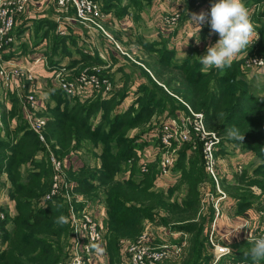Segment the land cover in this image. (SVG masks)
I'll list each match as a JSON object with an SVG mask.
<instances>
[{
    "label": "trees",
    "instance_id": "trees-1",
    "mask_svg": "<svg viewBox=\"0 0 264 264\" xmlns=\"http://www.w3.org/2000/svg\"><path fill=\"white\" fill-rule=\"evenodd\" d=\"M100 1H103L102 9L106 6L109 8L114 2ZM245 1V4L250 3ZM261 15L264 16V9ZM258 20L262 22L256 18ZM45 23V28L38 33L39 37L49 36L48 30L53 27V22L47 20ZM262 34L264 35L263 31ZM66 37L54 35L53 52L46 58L49 63L54 62L51 55L55 53V48L62 54L70 52L65 44ZM140 43L150 52H156L157 56L147 61L154 77L143 67L138 72L142 78L136 84L133 101L118 109L121 98L126 94L120 87L103 97H94L93 90L88 96H75L70 100L61 94L60 88L54 87L50 93L55 102L46 107L48 115L44 114L42 135L51 152L62 159L65 177L71 181L72 190L82 194L93 204H102L103 238L106 241L109 264H113L116 258L118 239H135L143 231L145 220L192 233L179 263L208 264L212 259V253H207L206 250L208 230L206 233L203 221L198 224L191 221L199 202L200 183L207 177L212 181L205 171L201 141L194 139L193 143L186 141L179 146L173 168L178 182L158 187L154 183L158 169L154 162L149 163L148 169L140 176H136L139 172L136 163L131 166V173L127 177L121 175L125 167L122 161L125 163L127 158L132 157L134 163L137 147L147 141L142 137L135 140L133 138V141L126 137V133L129 128L151 121L155 112H159L161 116L160 123L164 116L174 115L182 109L187 110L185 103L193 110L201 111L206 127L221 136L216 144V153L222 156L229 154L234 148L229 150L228 146L233 144L251 149L260 157L253 165L252 173H249L247 165L230 175H221L219 184L226 192L225 198L219 201L221 213L245 214L250 210L257 214L259 210H264V95L250 91L251 84L239 69V58L224 70L223 75H219L216 68L205 73L199 58L193 59L191 53L177 57L173 50L163 45L159 46L151 41ZM261 45L263 52H258L253 43L247 53L254 51L264 54V42ZM75 49L77 57L71 63L80 62L79 67L104 64L96 52H83L77 46ZM152 65L154 69L151 68ZM129 74L131 73L122 72L123 80ZM116 107L117 111L111 112ZM1 108L3 124H8L6 115L15 116L13 129H6L5 135H0V184L3 180L6 181L5 194L12 200L15 211L0 224V264H66L70 224L59 226L55 220L61 214L68 216L67 202L60 193L52 195L43 203L39 202L40 196L49 188L52 173L48 149L27 126L17 106L12 105L7 111L3 106ZM97 113L98 117L93 119ZM156 122L149 132L152 139V132L159 125ZM232 126L244 132L242 142L228 138L227 132ZM111 140L113 144L109 146ZM87 141L91 145L88 146ZM84 146L98 156V167L92 168L78 153L72 156ZM78 156L81 161L77 164ZM181 184L184 185L185 197L178 201L174 192L180 190ZM212 189L215 190L214 185ZM57 204L63 206L57 208ZM81 204L74 202L75 207H80ZM209 206L207 221L213 217V207L211 204ZM260 219L264 217L260 215ZM232 244V254L226 261L250 260L243 255L252 246L249 240H239Z\"/></svg>",
    "mask_w": 264,
    "mask_h": 264
},
{
    "label": "built area",
    "instance_id": "built-area-1",
    "mask_svg": "<svg viewBox=\"0 0 264 264\" xmlns=\"http://www.w3.org/2000/svg\"><path fill=\"white\" fill-rule=\"evenodd\" d=\"M27 0H0V93H4L10 87L18 82L27 84V91L21 102V110L26 118L27 125L31 128L43 141L48 149V160L52 170L50 184L48 190L40 196L39 202L43 203L56 193H60L67 202L68 217L74 218L75 225L70 224V232L68 235L69 255L66 264H91L94 249L91 248L93 243H102L104 227L101 222L103 212L100 213L101 203H91L82 194L72 190V183L65 177L63 170L62 159L55 156L48 145L44 141L42 135V125L44 117L35 113V84L33 81V67L40 64L48 67L45 55L38 53L30 59V62L22 64L18 62L21 57L13 54L15 43V27L20 22V15L25 9ZM56 7L62 10L72 8L71 18L78 21L87 27H93L104 31L101 19L104 11L97 0H53ZM201 12L209 13L211 3L208 0H196L195 3ZM253 5V3H252ZM249 8L248 5H246ZM180 15V9H176L164 20L169 25H174ZM207 23V22H205ZM18 29H16L17 31ZM60 32H62L60 30ZM118 47V45L115 43ZM120 48V47H118ZM120 50V49H119ZM121 52V51H120ZM244 57V58H243ZM242 65L246 69L264 68V54H248L243 55ZM18 60H17V59ZM16 60V61H15ZM52 67V75L56 87L60 88L66 94L82 91L85 88L102 89L107 92L110 89V83L107 76L100 72V66L92 65L88 70H82L76 73L73 77H63L60 68ZM187 110H180L174 115H168L161 119L158 127L152 132V142L150 155L146 162L143 161L141 167L138 168L142 173L148 169V164L151 160L157 161L158 181L156 185L166 187L175 179L174 164L178 156V148L183 142H194V139H199L202 143L201 151L204 160V167L207 175L213 181L215 190L207 188L204 192V200L209 202L213 207V217L208 226V241L211 245L212 259L209 264H217L220 259L225 256L221 255L222 247H232L230 244L222 241L221 236H216L215 222L222 214L219 206V201L225 198L226 193L220 187L219 178L221 177L223 167V156L216 153V144L221 136L212 129L206 127L204 116L201 111L193 110L187 103ZM155 156L153 159H151ZM132 157L126 159V169L122 174L127 177L131 173ZM241 164L236 167L240 169ZM212 189V190H211ZM74 202H81L80 207H75ZM1 206V205H0ZM99 212H98V211ZM100 213V214H99ZM262 213V212H261ZM259 214L253 217H248L242 222L234 224L233 228L240 224H247L248 227H243L235 234H239L247 240L264 236V219H260ZM4 215L0 209V224L4 219ZM179 234L180 232H176ZM185 240L180 242L164 241L158 244L152 242L148 230L143 231L135 238H119L117 242L118 249L123 256L126 264H159L161 261L178 257L185 245ZM224 264H251V260L247 259H230ZM222 263V264H223ZM264 264V261L261 262Z\"/></svg>",
    "mask_w": 264,
    "mask_h": 264
},
{
    "label": "crops",
    "instance_id": "crops-1",
    "mask_svg": "<svg viewBox=\"0 0 264 264\" xmlns=\"http://www.w3.org/2000/svg\"><path fill=\"white\" fill-rule=\"evenodd\" d=\"M113 1H112L113 3L109 5V8L106 6V8L103 9L104 15H103V18L101 19L102 27L109 36H110L109 33L112 32L114 37H116V39L122 42L123 39L121 38L122 37L121 34L128 32V33H132L135 35V33L138 32L136 31V28H137L136 24L143 21L144 23L142 22V25L146 26V28L147 26H154V35L153 37H147V38L146 37H143V38L136 37L135 39L136 42L134 41V43H137L141 48L143 47L141 46V43H140L141 41H151L157 45H163L166 48L173 50L174 53L180 57L185 56L184 53L185 54L191 53V55L192 53H197L200 56L206 54L207 46H209V41L208 42L205 41V39L202 37V36H205L206 34V33L204 34L203 32V35H202L201 33L204 25L203 26L201 25V30L199 32L200 34L199 42H197V39L195 37H190L188 39V37L195 32V29L197 27V25L192 21L190 15L192 13L199 14L200 10L198 11L194 8V11L193 10H191L190 12L187 11V9L185 8L186 4L184 0L182 1L181 0H176V1L174 0H117V1L113 0ZM102 2L99 0L100 5L102 4ZM177 7L178 8L182 7L181 12H183L184 8L186 10V12L184 10L185 13H183L179 18V20L180 19L182 20V23H179V20H178L174 25H169L168 23L165 22L164 17L165 15L174 12L177 9ZM117 11H118V14H116ZM128 12L131 14H128ZM144 12L149 15H145ZM72 13L73 12H72V9H70V7L67 10H62L56 7L53 3V0H27L25 4V9L20 15V22L22 23V21H25L23 23L25 27L27 25L28 26L33 25L35 28L44 29L46 26L45 21L49 20L53 22V27L49 28L48 30L49 36H52L53 33H57L59 35H66L67 37H66L65 42L67 41L71 42V40L73 41L70 43L71 47L69 46V50L72 51V53H74L72 46L74 48L77 46L83 52H87L90 54H93L94 52H96L104 61V64H92V65L105 66V65H109L110 64L109 62H115L114 60H116L117 57H115L114 53H112L111 51H108V48L105 46V42L99 41L98 48H96L95 46L92 47L93 45L92 38L89 36H93V34L99 35L98 30L93 27H87L86 25L73 20L71 18ZM103 23L106 29L104 28ZM22 28L24 27L22 26L21 28L19 27L20 31ZM60 30L62 32H60ZM25 32H26V35H24L25 38L22 37L21 35L19 39L16 38L17 41L14 43V46L20 43L21 45H19V47L24 46V44L26 43L25 50L24 48H22L19 51H15L13 49V54L21 57L20 62L22 61L21 62L22 64H25V62H30V59H32V57H34V55L38 53H42L43 55H45L44 52L36 50L37 47L32 45L31 39L29 36V31L26 30ZM84 33H85L84 36L86 38H84L83 36ZM212 34H211L210 40L213 39L211 44H214L219 39V37L217 36L216 38L215 37L213 38ZM45 37L46 36L39 37L38 42L35 45L37 46L38 44L41 45L43 40H45ZM85 40L87 41V43ZM191 47L196 48L197 50H194ZM190 48L192 49L191 51H190ZM115 50L117 49L115 48ZM179 50L181 52L183 51L184 53L182 55H179L178 53ZM56 53L58 52H55L54 54ZM103 53H105V55H103ZM62 55H64L62 59L54 58L53 59L54 62L50 63L51 66L55 67L54 63L60 64L62 62L63 65H65V67L71 70L74 68L73 65L80 64V62L71 63V61L70 62L68 61L70 59L72 60L74 57H77V56H69L72 54H62ZM243 55L244 53H241L239 57H242ZM45 57L47 58L46 55ZM67 62L72 65L68 66ZM33 71H34L33 81L35 84L34 110H35V113H37L38 115L45 117V115L43 114L45 111H47V109L45 108V105L46 107L52 106L55 100H53V98L51 99L43 98L41 87L44 84H46L45 86L47 87L49 93L54 87H56L55 85L56 83L52 75V67L50 66L44 67L40 64H36L33 67ZM122 72L128 73L129 70L126 68L125 69L123 68ZM149 72L152 73L151 71ZM128 77L129 78L127 80H123V76L120 71V78L122 79H120L119 81L120 84L116 85V88H119V87L123 88V92L125 91L126 94H124V96L121 98V102L118 105V109L124 108L129 102L134 100L136 84L139 81H141V79L136 80L135 78L136 74L134 73V71L133 73L129 74ZM27 90H28L27 84L25 82L22 83L20 81L18 83H15V85H10L7 91H4V93H0V108L3 106L5 108V111H7L8 109L12 107V105H15L17 106L18 112L20 113L22 119L26 121V118L23 115L22 110H21V102L24 97V93ZM87 90H89V93L90 92L92 93L91 88H85L82 91H79L78 93L80 92H81L80 94L83 93L82 97H84V96L89 95V93H87ZM61 93H64V92L61 91ZM75 93L77 92L70 93L68 95H72ZM107 93H111V91L106 92L104 96L108 95ZM80 94H75V95H80ZM6 120L8 121V124H5V123L3 124V121L1 120V117H0V135L1 136L5 135L6 129H13V126L15 125L14 115L12 116L6 115ZM26 124H27V121H26ZM141 137L147 141L144 143L145 145L142 148V150H139V149L137 150V158L135 159V163L138 167H141V165L143 164V161L145 160L144 157L145 156L147 157V155L149 156L151 152V148H150L151 146H149V144H151L152 138H150L149 134L143 135ZM231 154H234L235 156L231 157L229 156V154H223L222 161H223L224 168H222V174L225 173L226 170H228L227 174L232 173L233 171L236 170V167L239 165V163L241 164V168H244L250 163L247 161L249 160L248 157L250 156V152L248 150L243 151L238 148H234L233 151L230 152V155ZM75 155H77V153L73 154L72 156H75ZM80 161H81L80 156L76 157V163L78 164L80 163ZM98 162H99V159H98ZM132 165H133V159H132L131 166ZM227 166H228V169H227ZM125 167L123 171L121 172V175L124 173V170L126 169ZM207 178L209 179V177ZM206 183L207 181H205L204 184L201 186V188L204 189V192L206 190L205 188ZM158 187H162V186H158ZM206 187L212 188L213 187L212 181H210V183H208ZM0 203H1L0 204L1 206L6 207L7 211L10 212V215H11L12 214L11 212L13 210V207H12L13 202L5 194V191L3 192L1 190H0ZM259 211H260V214L261 212L264 213L263 209ZM102 212H103V208L101 206L100 213ZM257 214H255L254 212L250 210L246 211L245 214L244 213L242 214H230V213L221 214L216 219V222H215L216 236H221L220 239H222V241H224L225 243L230 244V246L232 243L236 241L245 239L239 234H235V233L229 236L230 235L229 230L234 224L240 223L244 219L248 217L256 216ZM261 216L264 217V215L262 214ZM211 220H208L205 224L206 233L208 230V226L211 223ZM101 222H103V217H101ZM144 229L149 231L150 238L152 239V242L155 244L165 241V238H168V237L171 238L172 241L174 242H180L182 240H185L186 242L182 249V252L178 256L179 259L182 257L188 245V233L182 230H173L169 226L157 224L149 220L144 221ZM178 231L180 232L179 234L176 233ZM239 233L241 232L239 231ZM101 245L105 249V251L101 254L94 250L91 264H109V261H108L109 258H108V253L106 249L105 238H103ZM212 251L213 249L211 248L209 252L212 253ZM171 259H175V257L165 259L161 261L159 264H162L164 261L171 260ZM113 264H126L118 248L116 252V258L114 259Z\"/></svg>",
    "mask_w": 264,
    "mask_h": 264
},
{
    "label": "rangeland",
    "instance_id": "rangeland-1",
    "mask_svg": "<svg viewBox=\"0 0 264 264\" xmlns=\"http://www.w3.org/2000/svg\"><path fill=\"white\" fill-rule=\"evenodd\" d=\"M174 1H176V0H174ZM182 1V0H181ZM185 1V4H186V6H185V8L187 9V11H191V10H193L194 11V8L196 9V10H198L199 11V7L195 4L196 3V0H184ZM250 3H247V4H245V5H248L249 6V8H248V10H249V13H250V15H251V19H252V21H253V23L255 24V25H257L258 27H257V32H258V35H259V39H257L254 43H255V48L257 49V51L258 52H263L262 51V48H261V44H263V42H264V35L262 34V31H263V33H264V30H263V27H264V16H262L261 15V12H262V10L264 9V2L263 1H260V0H248ZM203 2H205V0H203ZM208 2L209 3H211V4H213V3H215V0H208ZM247 1H245L244 3H246ZM252 3H253V5H252ZM179 7V6H178ZM177 7V9H180V15L178 16V19H177V21L179 20V18H180V16L183 14V13H185L186 12V10H185V8L183 9V12H181V10H182V7H180V8H178ZM184 10H185V12H184ZM201 12V10L199 11V13ZM133 13H135V12H133ZM128 14H131V13H129L128 12ZM144 14L145 15H149V14H147V13H145L144 12ZM169 14H167V15H165V17L166 16H168ZM128 16V15H127ZM185 16V15H184ZM256 18L258 19H261L262 20V22H260L259 20L258 21H256ZM136 21V20H135ZM141 21V20H140ZM176 21V22H177ZM25 21H22V23L21 22H19L18 24H17V26L15 27V34H16V37H15V42L17 41V39H19V37H21V35H22V37H24L25 38V36L24 35H26V30L27 31H29V36H30V39H31V43H32V45H34L35 47H37V49L36 50H39V51H42V52H44V54L48 57V55L51 53V52H53V51H51L52 50V46L54 45V41H55V38H54V35L55 34H57V33H53V35L52 36H46L45 37V40H43V42H42V44L41 45H39L38 44V46L37 45H35L37 42H38V38H39V36H40V34H38L39 32H40V30H42V28H35L33 25H30V26H26L25 27V25H23V23H24ZM142 22L143 21H141V22H139L138 24H136V26H137V28H136V31H138L137 33H135V35L134 34H132V33H123V34H121L122 35V42H120L118 39H116V37H114V35L112 34V32H110L109 34H110V36L111 37H108L104 32H102L101 30H98V32H99V35H96V34H93V36H89V37H91L92 38V42H93V45H92V47H96V48H98L99 47V41L100 42H105V46L108 48V51H111L112 53H114V55H115V57H117V59L116 60H114L115 62H109L110 64L109 65H105V66H100V72L104 75L105 74V76L107 75V78H108V81H109V83H110V89H109V91H112V90H114L115 88H116V85H118V84H120L119 83V81H120V79H122V78H120V71H121V73H122V69L124 68H126V69H128L129 70V73H133V71H134V73L136 74V80H138V79H141L142 78V76H140L139 75V73L138 72H140V70H141V67H143L144 68V70H148V71H151V70H149V67H148V64H147V61H149V59L150 58H153V57H155V56H157V53L155 52H150L149 50H147V49H145V48H141L137 43H134V41H135V39H136V37H139V38H143V37H153V35H154V26H147V28H146V26H143L142 25ZM144 23V22H143ZM179 23H182V20L180 19L179 20ZM103 25H104V23H103ZM204 25V27H203V32H204V34H205V36H202L204 39H205V41H209V45L212 43V41H213V39L212 40H210V37H211V34L212 33H210V25L208 24V23H204V24H202V26ZM21 26L22 27H24V28H22L21 29V31L20 30H17L16 31V29H18L19 27L21 28ZM33 26V27H32ZM104 28H105V25H104ZM258 28H260V30L258 29ZM37 29H39V30H37ZM106 29V28H105ZM56 32V31H55ZM89 34V33H88ZM85 35V33L83 34V36ZM213 35V38L215 37H217L218 36V34H216V33H213L212 34ZM82 36V37H83ZM199 36H200V34H199ZM108 37V38H107ZM219 37V36H218ZM17 38V39H16ZM84 38H86L85 36H84ZM109 40V41H108ZM30 41V40H29ZM86 41V40H85ZM84 41V42H85ZM136 42V41H135ZM25 43V42H24ZM71 42L70 41H67V42H65V44L68 46V48H69V46L71 47V44H70ZM86 43H87V41H86ZM111 44V45H109V44ZM115 43L118 45V47H120V48H118L116 45H115ZM205 44H206V42H205ZM19 45H21L20 43H18V44H16L14 47H13V49L15 50V51H19V50H21L22 48H24V50H25V48H26V43L24 44V46H21V47H19ZM113 45V46H112ZM142 46V45H141ZM160 46V45H159ZM115 48L117 49V50H115ZM72 49H73V52L74 53H72V51H70L68 54H72V55H69V56H77V52L75 51V48L72 46ZM120 49V50H119ZM121 51V52H120ZM55 52H58V53H56V54H53V55H51V58H57V59H62V57L64 56V55H62L61 53H60V51H59V49L58 48H55ZM253 52V53H252ZM250 54H256V55H260V54H262V53H258V52H254V51H252ZM121 53H123V54H121ZM178 53H179V55H182L183 54V51L181 52L180 50L178 51ZM249 53H247V55H248ZM103 55H105V53H103ZM123 55H125L124 57H123ZM245 55V54H244ZM127 56V57H126ZM175 56H177L176 54H175ZM198 56H200L199 54H197V53H193L192 54V58L193 59H195V58H199ZM246 56V55H245ZM177 57H180V56H177ZM243 57V56H242ZM242 57H239V59H241V61H240V65H239V69L240 70H242L243 71V73H244V75H245V77L248 79V81L250 82V84H251V87H250V91L252 92V93H254V94H258V95H260V96H263L264 95V68H259V69H254V68H252V69H246V68H244L243 67V65H242V62H243V58ZM17 59V58H16ZM158 59V58H157ZM18 60V59H17ZM16 61V60H15ZM69 62L71 61V59L70 60H68ZM18 62H20V60L18 61ZM22 62V61H21ZM20 62V63H21ZM148 63H150V62H148ZM47 64L49 65V66H51V64L49 63V61H47ZM54 65H55V67L56 68H60L61 69V71H62V76L63 77H65V78H70V77H73L76 73H78V72H80V71H82V70H88V69H90L91 68V66H92V64H86V65H83V66H80L79 67V65L80 64H75V65H73L74 66V68L73 69H68L67 67H65V65H63V63L61 62L60 64H56V63H54ZM67 65L68 66H71L72 64H69L68 62H67ZM48 66V67H49ZM72 66V67H73ZM151 68H153L154 69V66L152 65L151 66ZM217 70V69H216ZM150 75H152L153 76V74L152 73H150V72H148ZM71 74V75H70ZM154 77V76H153ZM129 77H127V79H128ZM126 79V80H127ZM159 84H161V82L158 80L157 81ZM149 83V82H148ZM46 84H44L42 87H41V89H42V94H43V98H49V99H51V98H53L52 97V95H51V93H49L48 92V89H47V87L45 86ZM164 87V86H163ZM164 88H166V87H164ZM0 90H2V88L0 89ZM95 91V93L93 94V96L95 97V96H104L105 94H106V92H102V89H91V91ZM108 92V91H107ZM46 93V94H45ZM81 93V92H80ZM80 93H75V94H80ZM85 93V92H84ZM87 93H89V90H87ZM91 93V92H90ZM90 93H89V95H90ZM61 94H63V95H65L66 97H68L69 98V100L70 99H72L73 97H75V96H79V97H81L82 98V94H80V95H75V94H72V95H68V94H66V93H61ZM174 94V93H173ZM47 95V96H46ZM175 95V94H174ZM88 96V95H87ZM176 96V95H175ZM85 97V96H84ZM177 97V96H176ZM53 100H54V98H53ZM135 105H137V104H135ZM118 107V106H117ZM117 107L116 108H113L112 110H111V112H115V111H117ZM45 108H46V105H45ZM1 109V108H0ZM47 109V108H46ZM0 114H1V112H0ZM37 114V113H36ZM43 114H45V115H48V111H45ZM38 115V114H37ZM98 117V114H95V117L93 118V119H96ZM161 118V116L159 115V112H155L154 113V115L151 117V121H149L148 123H144V124H140V125H138V126H136V127H133V128H129L128 129V131H127V133H126V137L127 138H129V139H132L133 140V138H134V140L135 139H137V138H139V137H141V136H143V135H146V134H149V132H150V130H152V127H153V125H155V120H157L158 119V121L156 122V123H158L159 124V119ZM158 124H156V125H158ZM103 131H105V130H103ZM133 140V141H134ZM151 141V140H150ZM149 141V142H150ZM87 144H88V146L89 145H91V143H90V141H87ZM111 144H113V142H112V140L111 141H109V146H111ZM144 145L145 144H143V145H141V146H138L137 148L139 149V150H142V148L144 147ZM97 147V146H96ZM228 148H229V150L230 149H232V148H238V149H240V150H248L249 152H250V156L248 157L249 158V160H247L248 162H250L249 164H248V170H250V172L249 173H252L251 172V169H252V167H253V165H255V163H257L258 162V160L260 159V157L258 156V154L255 152V151H253V150H251V149H245V148H242L241 146H239V145H233V144H230L229 146H228ZM99 148L97 147V150H98ZM114 149V148H113ZM112 149V150H113ZM178 151H179V148H178ZM76 153H78V154H80L81 155V159L84 161H86L87 163H90L91 164V166H92V168H95V167H98L99 166V162H98V156L97 155H95V154H92L91 153V151H89L88 149H85V146L84 147H82V148H80V151H76ZM229 156H235L234 154H231L230 155V153H229ZM147 157H148V155H147ZM147 157L145 156L144 158H145V160H144V162H146V159H147ZM155 156H153L151 159H153ZM151 162H154L155 163V167L157 168V161H154V159L153 160H151L149 163H151ZM122 163H123V167L126 165V161H125V163H124V161H122ZM135 164V161H134V163H133V165ZM132 165V166H133ZM138 167V166H137ZM246 167V166H245ZM244 167V168H245ZM139 168V167H138ZM227 169H228V166H227ZM134 171V170H133ZM239 171V170H238ZM157 172H158V169H157ZM157 172H156V174H157ZM228 172V170H226V172L225 173H227ZM140 172H138V173H136V176H140ZM156 174H155V178H154V181H158L159 179H158V177L156 176ZM222 174V173H221ZM231 174V173H230ZM229 174V175H230ZM117 177H120V176H118L117 175ZM66 179H67V177H66ZM178 177L176 178V176H175V179L174 180H172V184L174 183V182H178ZM177 180V181H176ZM233 180V179H232ZM231 180V181H232ZM205 181H207V183H206V185L208 184V183H210V180L207 178V179H205L204 181H202L201 183H200V188H199V190H200V192H199V194H200V196H199V202H198V204H197V207H196V211H195V213H194V217L192 218V222L194 223H196V224H198V223H202V221H203V224H204V226H205V224H206V221H207V216H206V214L208 215L209 214V212H210V203L208 204V202H206L205 200H204V189L203 188H201V186L204 184V182ZM181 183V182H180ZM168 184H171V183H168ZM6 185H7V183H6V181L5 180H3L2 181V183L0 184V190L1 191H5V187H6ZM206 185H205V188H206V190H207V187H206ZM168 186V185H167ZM227 186H228V184H227ZM220 187L222 188V186L220 185ZM210 188V187H209ZM256 188V187H255ZM223 189V188H222ZM257 189V188H256ZM212 190V189H211ZM224 190V189H223ZM225 191V190H224ZM257 192H259V191H257ZM226 193V192H225ZM174 197L176 198V199H178V201H181L184 197H185V195H184V185L183 184H181V188H180V190H178V191H176V192H174ZM263 200V199H262ZM256 203V201L254 202V204ZM264 203V202H263ZM1 204V203H0ZM12 207H13V210H12V214L14 213V211H15V209H14V206H13V203H12ZM256 207V206H255ZM0 209H1V212L3 213V215H4V217L3 218H7V217H9L10 216V212H8L7 211V209H6V207L5 206H0ZM11 214V215H12ZM193 216V215H192ZM192 235V233H188V239H189V237ZM208 238V237H207ZM242 240H245V239H242ZM165 241H169V242H172V239L171 238H165ZM208 240H206V250H207V253H210L209 251L211 250V245H210V243L209 242H207ZM164 242V241H163ZM208 243H209V245H208ZM188 246V245H187ZM232 246L234 247L235 246V244H232ZM236 246H238L237 244H236ZM230 257V255H225V256H223L221 259H220V262L218 263V264H222L223 262H225L228 258ZM181 259V258H180ZM179 259V257H176L175 259H171V260H167V261H164L162 264H180L179 262L180 261H182V260H180Z\"/></svg>",
    "mask_w": 264,
    "mask_h": 264
},
{
    "label": "clouds",
    "instance_id": "clouds-1",
    "mask_svg": "<svg viewBox=\"0 0 264 264\" xmlns=\"http://www.w3.org/2000/svg\"><path fill=\"white\" fill-rule=\"evenodd\" d=\"M190 17L197 27L188 39L195 37L197 42H199L201 25L205 22L210 25V33H216L219 36V39L214 44L207 46L206 54L198 56L199 63L203 66L202 71L205 73L212 68H216L218 74L223 75L224 70L230 68L241 53L247 55L248 48L259 39L258 26L253 23L244 0H215V3L210 7L209 13H192ZM184 55L186 56L185 53ZM227 135L229 139L239 142L244 139V132L242 133L236 126L230 127ZM62 206V204L55 205L57 208ZM55 223L59 226L69 224L74 226L75 220L61 214L56 218ZM243 227H248V225L243 223L238 225L232 229L229 236ZM249 243L252 246L245 250L243 255L246 258H250L251 264H261L264 261V236L254 238ZM91 248L101 254L105 251L100 243H93ZM220 252L222 256L231 255L232 249L230 247H222Z\"/></svg>",
    "mask_w": 264,
    "mask_h": 264
}]
</instances>
